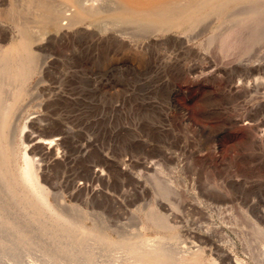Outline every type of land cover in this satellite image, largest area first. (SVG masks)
<instances>
[{
  "label": "rangeland",
  "instance_id": "1",
  "mask_svg": "<svg viewBox=\"0 0 264 264\" xmlns=\"http://www.w3.org/2000/svg\"><path fill=\"white\" fill-rule=\"evenodd\" d=\"M13 2L26 11L27 0ZM222 22L211 15L188 34L206 43ZM103 46L85 54L91 64H55L33 78L12 118L11 140L28 148L38 169L47 167L45 184L69 203L111 206L112 228L139 233L152 207L147 199L155 204L174 188L182 202L170 200L180 205L171 216L179 213L183 228L226 224L243 238L236 256L258 264L247 251L264 249V67L247 64L264 60V43L227 56L170 39L139 53L141 65L113 63L133 54Z\"/></svg>",
  "mask_w": 264,
  "mask_h": 264
},
{
  "label": "bare ground",
  "instance_id": "2",
  "mask_svg": "<svg viewBox=\"0 0 264 264\" xmlns=\"http://www.w3.org/2000/svg\"><path fill=\"white\" fill-rule=\"evenodd\" d=\"M13 1L0 0V264H248L236 256L243 238L226 224L183 228L182 216H171L180 211L179 203L170 201L180 198L174 188L162 187L163 198L154 197L155 204L147 199L152 207L139 222V233L112 228L106 222L111 206L76 207L75 198L74 205L50 189L47 167L38 169L28 148L11 140L9 127L34 77L43 78L55 64L90 63L92 55L85 54L103 45L118 56L133 54H112L113 63L141 65L146 60L139 53L170 39L195 51L214 47L227 56L264 43V0H27L26 11ZM211 15L223 22L206 43L194 44L188 32ZM10 37L15 39L5 46ZM253 64H247L250 70L264 67V60ZM198 205L206 211L204 203ZM247 253L264 264L263 248Z\"/></svg>",
  "mask_w": 264,
  "mask_h": 264
}]
</instances>
